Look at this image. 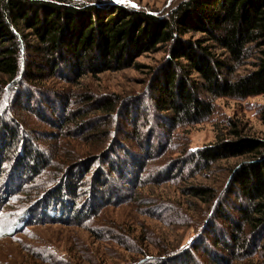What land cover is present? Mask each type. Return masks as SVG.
Wrapping results in <instances>:
<instances>
[{"label":"trees","instance_id":"1","mask_svg":"<svg viewBox=\"0 0 264 264\" xmlns=\"http://www.w3.org/2000/svg\"><path fill=\"white\" fill-rule=\"evenodd\" d=\"M163 49L164 61L150 72L147 99L141 102L138 97L115 96L97 102L98 111L113 120L127 109L124 119L141 118L135 140L142 152L127 149L120 141L122 149L111 146L98 154L94 161L102 159L108 170L97 172L92 189L79 205L78 183L90 165L84 163L88 160L52 169L55 155L40 146L39 150L33 139L25 137L18 120L14 119L16 127L0 117V167L6 164L5 177L23 184L49 180L44 192L35 195L19 218V228L33 218V207L43 206L40 214L45 215L52 206L54 214L69 213L78 221L98 216L116 197L118 181L138 183L146 162L153 159L157 136L164 135L169 141L176 130L205 122L214 112L213 100L264 95V0H182L166 16L120 4L0 0V106L33 113L47 125L52 121L54 130H64L66 123L72 122L81 127L89 114L81 109L70 120L72 114L66 111L70 96L41 83L55 79L77 86L84 77L139 69V57ZM248 59L253 62L248 64ZM246 63L252 69L236 75L237 68ZM147 100L149 104L143 105ZM260 119L264 122V109ZM232 127L231 139L189 151L163 170L171 174L187 165L197 171L208 170L219 161L244 157V162L231 170L213 205L202 236L207 243L203 250L214 264L254 258L256 264H264V138L244 136L235 124ZM48 137L56 138L54 134ZM34 190L32 195L37 188ZM188 191L190 196L207 197L209 202L216 198L206 188L194 186ZM45 198L49 203L44 208L41 203ZM80 209L86 210L85 216L78 213ZM197 242L191 243L194 252L202 249ZM162 261L199 264L187 251L157 260Z\"/></svg>","mask_w":264,"mask_h":264},{"label":"rangeland","instance_id":"2","mask_svg":"<svg viewBox=\"0 0 264 264\" xmlns=\"http://www.w3.org/2000/svg\"><path fill=\"white\" fill-rule=\"evenodd\" d=\"M67 1L74 4H120L166 16L182 0ZM165 56L164 49L144 54L136 60L140 64L139 69L84 77L77 86L55 79L41 83L70 96V106L66 109L72 114L70 120H74L81 109L82 113L89 114L81 127H75L76 123L72 122L66 123L64 130H54L51 127L56 125L54 122L50 121L47 125L33 113L5 109L4 104L0 106V117L15 126L18 120L25 137L33 139L38 149L40 146L50 156L55 155L52 169L88 160L84 163L90 165L83 171L84 177L78 183L81 184L78 188L80 198L76 200L79 205L92 189V179L97 172L108 170L102 159L94 161L98 154L111 146L120 149L122 146L130 147L134 152H142L135 140L139 136L137 129L141 128V118L138 121L137 116L133 115L134 120L124 119L122 114L128 113L127 109L113 120V117L98 111L97 102L101 98L115 96L120 99L138 97L143 102L147 99L150 72L164 61ZM251 62L253 59L247 60L248 64ZM247 63L237 68L236 75L252 69ZM145 103L149 104V100L142 104ZM213 104L214 112L205 122L176 130L169 141L164 135L157 136L153 159L146 162L144 172L137 178L138 183L132 185L131 181H118L116 197L99 211L98 216H90L85 221H78L69 213L63 216V212L57 211L54 214L52 206L47 207L49 198H45L41 205L47 207L48 215L40 214L43 206L33 207L31 211L36 212L31 214L33 218H27L28 222L26 220L19 228V218L35 201V195L47 188L49 180L35 179L29 183L28 177L26 184L11 180L5 177L8 169L3 164L0 167V264H167L163 261L158 263V258L174 257L186 251L199 264H214L203 247L206 243V239L202 238L206 222L231 170L244 162L245 158L222 160L208 170L197 171L193 165H187L183 171L176 169L170 174L163 169L173 161L184 158L189 151L231 139L229 132L234 124L244 136L264 138V122L260 119L264 95L245 100L220 98L213 100ZM60 118L61 114L58 115ZM52 134L56 138L48 137ZM36 137H40L41 141L34 140ZM120 141H123L122 146L119 145ZM194 186L209 189L216 198L209 202L207 197L198 199L190 196L188 189ZM36 188L37 192L32 195ZM30 197L32 199L27 201ZM85 212L80 209L78 213L85 216ZM194 240L198 241L196 246L201 250L194 252L195 242L191 244ZM256 259L237 264H256Z\"/></svg>","mask_w":264,"mask_h":264}]
</instances>
